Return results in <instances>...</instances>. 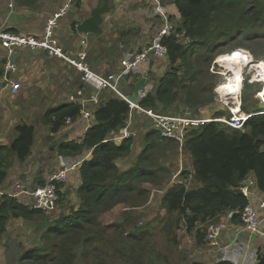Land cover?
I'll use <instances>...</instances> for the list:
<instances>
[{
	"label": "trees",
	"instance_id": "1",
	"mask_svg": "<svg viewBox=\"0 0 264 264\" xmlns=\"http://www.w3.org/2000/svg\"><path fill=\"white\" fill-rule=\"evenodd\" d=\"M174 3L180 13V22L174 24V31L162 40L167 48L165 72L153 78V89L137 101L140 107L158 113H163L176 99L179 100L180 90L191 94L189 86L184 83L196 82L204 68H209L217 50L227 41L234 42L239 36L248 40L255 23L264 22L262 0H175ZM240 56L245 57V51L237 49L234 55L223 54L219 59L226 64L240 62L243 60ZM100 98L102 102L94 112L95 122L80 142L62 144L58 148L64 155H76L84 148L92 149L89 159L79 166L81 183L72 193L76 201L72 205L74 209L67 210L65 205L61 210L56 207L45 212L22 205L6 195L0 202V232L6 229L11 216L31 220L34 226L40 225L39 231L34 229L40 238L38 244L20 254L19 264H80L76 260H84L91 255L89 245L94 238L87 229L98 224L99 216L119 204L131 202L129 193L136 190L138 184L150 181L159 184L161 181L158 171H164V168L151 153L163 142L169 145L178 144L177 141L164 138L152 125L145 132L144 146L135 162L120 169L116 160L132 153L135 137L130 136L120 142L111 138L127 125L131 107L117 95L108 94L105 99ZM189 99L181 98L179 101L194 110L212 100L204 98L190 103ZM243 107L255 113L253 107L251 110ZM79 110L80 106L75 103H62L48 109L44 117L50 132H58L64 120L76 118ZM15 130L16 137L10 146H0V184L7 175L8 162H5L3 153L12 152L23 161L31 152L34 127L23 123ZM182 145L191 154L195 184L188 187L181 182L168 187L164 196L165 207L170 213L177 212V220L181 222L180 226L184 222L187 233L196 231V243L201 245L205 231L199 230L198 222L206 223L226 210L235 211L233 218L238 219L239 211L248 202L240 187L249 175L253 174L258 188L264 190V113L250 116L243 129L227 128L216 121L204 123L189 130ZM59 196L61 205L62 202L63 205L65 201L70 202L62 199L60 192ZM136 206L139 204H132V207ZM126 213L115 222L114 228L123 235L126 246L133 248L132 241L144 240L148 234L144 235L142 226L126 230L132 220ZM94 233L98 235L99 232ZM78 253L81 258L77 259ZM215 264L233 263L220 261ZM257 264H264V253H258Z\"/></svg>",
	"mask_w": 264,
	"mask_h": 264
},
{
	"label": "crops",
	"instance_id": "2",
	"mask_svg": "<svg viewBox=\"0 0 264 264\" xmlns=\"http://www.w3.org/2000/svg\"><path fill=\"white\" fill-rule=\"evenodd\" d=\"M68 1L70 6L67 13L57 19L54 27L56 41L71 57L76 58L77 52L85 51L89 68L110 79L123 70L121 58L141 52L164 24V18L154 8L157 0H0V30L17 35L41 36L47 20ZM106 1L109 11L103 15L100 25L102 33L88 35L78 32L76 24ZM159 2L168 18L178 24L180 13L175 0ZM103 40L106 43L101 42ZM118 42L119 48L114 49ZM15 52L20 54L15 60H11L10 56ZM7 62L13 63L15 70L4 73L3 65ZM166 63V59L149 56V62H141L123 75L119 81L120 89L125 95L132 94L135 83L146 76V88L140 93L141 97L154 82L151 81L152 78H158L165 72ZM82 77L83 72L63 59L50 57L45 51L23 48L15 49L9 54L0 40V146H10L16 137V126L25 123L34 127L31 152L23 161L18 160L12 152L3 153L8 164L6 178L0 184V202L6 195L30 207L32 198L28 192L43 186L50 174L76 165L67 179L57 184L61 198L76 203L73 194H69L81 183L79 166L82 161L89 159L92 149L84 148L76 155H64L59 153L58 148L62 144L80 142L86 132V123L82 118L76 117L70 124L52 133L44 116L54 106L71 103L69 97L76 96L80 88L85 92L89 91L90 86ZM9 80L20 82L17 93L10 91ZM108 94L110 93L102 90L100 96L105 99ZM201 107L203 106L198 108ZM198 108L194 112L198 113ZM150 127L152 121L148 117L136 109L131 110L127 128L137 134L136 144L140 140L144 143L145 132ZM187 153L191 158L189 175L192 177V157L188 151ZM243 182L246 184L241 185L250 191L247 201L262 217L264 190L258 188L253 174ZM235 213L226 210L206 223H197L199 230L205 231L204 243L201 245L196 243L195 230L190 233L185 231L191 241L186 246L190 249L191 260L188 261L187 258V262L183 261V264H215L220 261L257 264L258 253H264V235L245 231L241 226L240 215L238 219L233 218ZM34 229V222L23 217L11 216L7 220L6 229L0 232V264H11L5 252L12 239L18 243L19 255L30 247H36L40 238L34 233ZM15 261L17 263L18 258Z\"/></svg>",
	"mask_w": 264,
	"mask_h": 264
},
{
	"label": "rangeland",
	"instance_id": "3",
	"mask_svg": "<svg viewBox=\"0 0 264 264\" xmlns=\"http://www.w3.org/2000/svg\"><path fill=\"white\" fill-rule=\"evenodd\" d=\"M262 1L264 3V0ZM252 28L253 32H249L248 40H244L243 37L239 36L234 42L227 41L224 46L217 50L213 61L209 64V68H204V73L198 77L196 82L184 83L189 86L188 89L191 90V94L188 95L186 92L180 90L179 100L181 98L183 100L190 98L189 102L191 103L204 98H211L212 100L206 104L207 106L201 107L202 109L198 108L199 111L196 113L194 109L185 106L176 99L175 103L168 106L169 108L163 113L183 115L200 120L218 118L219 120L216 122L228 128L222 122V119L228 116L229 110L217 88L224 81H230L231 75L226 71L232 72L234 69L235 73H240L243 77L242 65H248L257 60L264 61L262 60L264 59V22L255 23ZM101 42L106 43L104 40ZM101 42L99 41V44ZM119 45V42L116 43L114 49H118ZM239 48L245 51V57L240 56L243 60H240V62L236 61L237 63L229 62V68L225 67L224 69L222 63L218 61V57ZM238 63L241 64L238 66ZM253 63L255 64V62ZM246 70L247 68L245 67L243 69L244 78H249L255 72L254 69ZM151 81H153V78ZM154 83L152 82V87L150 86L147 89L148 91L153 89ZM261 99L264 100V86L262 82H255L252 85L245 83L239 97L240 102H242L241 110L248 113V111L243 109V106H245L246 109L250 110L253 107L255 113L260 112V110L264 109V106L260 105ZM230 100H226L228 106L231 107L236 104L235 99ZM230 102H233L232 105L229 104ZM258 106H261L260 109H258ZM136 135L134 137L137 139ZM141 141L138 144H136V141L134 142L133 151L130 155L116 160V165L120 169H125L129 164L135 162L137 155L144 146V143L141 144ZM182 146L179 143L168 145L163 142L153 154L151 153V156L156 159L157 163L164 168V171H158V176L161 177L160 183L155 184L150 181L148 183L142 182L138 184L136 190L129 193L131 202L128 204H119L113 210L101 214L98 224L87 229L94 238V241L89 245L92 250L90 251L91 255L83 260L80 257V253H78L76 256L77 259L81 258L76 260L78 263L140 264L142 262V264H183V261L187 262V258L188 261L191 260L190 249L186 247L191 241H189L188 235L185 233L184 222L182 221L183 225L180 226L179 223L181 222L177 220V212L170 213L167 210L165 207L166 199L164 198L167 188L173 184L183 182L188 187L195 184V181L189 175V169H191L190 155ZM69 195H72V193ZM59 203L60 201L57 203V210H61L63 208L62 206L65 205L67 210L68 208L70 211L74 209V206H72L74 203L72 201H65L64 205H61V203L59 205ZM132 204H139V206L132 207ZM125 213L128 217L132 218L126 230H132L134 226H142L141 228L145 232L144 235L148 234V237L144 240L132 241L133 248L126 246L127 242L123 241V235L116 232L114 228L115 222ZM39 226H35L36 231H39ZM95 231L99 232L98 235L94 233ZM120 251H124L125 253L121 254ZM15 262L11 264H15ZM17 264L19 263L17 262Z\"/></svg>",
	"mask_w": 264,
	"mask_h": 264
},
{
	"label": "built area",
	"instance_id": "4",
	"mask_svg": "<svg viewBox=\"0 0 264 264\" xmlns=\"http://www.w3.org/2000/svg\"><path fill=\"white\" fill-rule=\"evenodd\" d=\"M70 2L68 1L64 6L60 8V11L55 13L54 16L47 20V23L44 27V32L41 36L33 35H17L9 32H4L0 30V40L2 45L6 50L11 54L15 49L29 48L34 51H45L50 57H56L63 59L68 62L70 65L74 66L77 70L83 72L82 79L84 82L88 83L90 89L88 92H85L83 88H80L76 92V96H70L69 99L71 103L78 104L80 106L79 113L77 117H80L86 123V130L95 122L94 112L98 108L99 104L102 102L100 94L102 90H106L114 96H118L125 101H127L131 107V110L136 109L143 113L152 121V125L156 128L161 136L164 138H170L177 141L179 144H183L185 140V134L193 129L197 128L204 123L210 121H218V118H206V119H195L192 117H187L183 115L169 114V113H158L150 108L140 107L137 102L131 103L127 100L123 91L119 87V81L122 79L125 73H128L130 70H133L141 62H149V56H155L156 58L166 59L167 57V48L162 43L164 37L169 36L174 31V22H172L166 11L163 10L162 5L159 0L155 2V11L159 13L164 18V24L156 35L152 38L150 44L144 48L141 52L135 54H129L124 56L120 60V64L123 67V70L120 73H117L115 78H106L100 74L93 72L87 62H86V52L79 51L77 52V57H71L67 55L61 46L58 44L54 37V27L57 24V19L65 15L69 9ZM122 48V46H120ZM244 51L243 49L239 48ZM236 49L227 53L226 55H234ZM219 59V57H218ZM255 62V61H253ZM251 62L248 65L242 67V74L244 77L243 69L246 67L248 69L254 68V73L252 76L243 78L240 88L235 95V100L238 99L239 105H242L240 102V92L245 83L250 85L255 82H262L264 86V74L258 70L256 66H253L254 63ZM218 63V62H217ZM255 64H257L255 62ZM223 67V65H222ZM4 73L15 70V66L11 62H7L3 65ZM262 71V68H260ZM231 75V78L234 76V73L231 71H226ZM9 89L12 93H17L20 89V82H13L9 80ZM263 91V90H262ZM142 92V91H141ZM140 92V93H141ZM141 95V94H140ZM227 104V103H226ZM227 109L229 110L228 116H225L222 119V122L233 129H243L245 121L252 115L259 114L256 113H245L237 114L234 112L230 106L227 104ZM261 113L264 112L260 110ZM129 118V117H128ZM221 120V118H220ZM73 121V118L67 117L64 120V125H68ZM63 125V126H64ZM130 136H135V133L127 128V125L121 128L118 133L112 136L111 140L120 142L124 138H129ZM76 165H73L70 169L64 168L57 172L50 174L47 178L46 183L43 186H39L34 190L28 192L32 198L30 206L32 208L42 209L45 212H51L57 207L59 196L58 182L65 181L68 177L69 172ZM247 180V179H246ZM243 196L249 198L250 191L246 186L240 187ZM261 207L264 209V203H261ZM240 222L242 228L247 232L260 233L264 235V215L259 217V214L256 208L250 203L247 202L246 205L239 211ZM17 264V263H15Z\"/></svg>",
	"mask_w": 264,
	"mask_h": 264
},
{
	"label": "water",
	"instance_id": "5",
	"mask_svg": "<svg viewBox=\"0 0 264 264\" xmlns=\"http://www.w3.org/2000/svg\"><path fill=\"white\" fill-rule=\"evenodd\" d=\"M109 11L108 2H104L102 5L91 10L90 15L83 19L81 22L76 24L75 29L84 34H101L102 29L100 25L103 22V15ZM20 52H15L10 56L11 60H15L19 56ZM147 81V77H141L134 85V90L132 94L126 96L127 100L131 103H136L140 97V92L144 89ZM262 100V99H261ZM260 105L264 106V100L260 102ZM261 114V112H259ZM257 114V115H259ZM247 181V180H246ZM242 184H246L243 182ZM19 254V246L15 239H12L7 247L5 256L9 262H14Z\"/></svg>",
	"mask_w": 264,
	"mask_h": 264
},
{
	"label": "bare ground",
	"instance_id": "6",
	"mask_svg": "<svg viewBox=\"0 0 264 264\" xmlns=\"http://www.w3.org/2000/svg\"><path fill=\"white\" fill-rule=\"evenodd\" d=\"M218 61L219 62H221L220 61V59H218ZM222 63V62H221ZM257 64H254L253 66H256L257 68H258V70L260 71V72H262V74H264V61H260V60H258L257 62H256ZM222 65H223V68L225 69V67H228L229 68V66H230V64H228V63H226V64H223L222 63ZM242 66H244V65H242ZM260 68H262V71L260 70ZM254 69V68H253ZM230 70V69H229ZM247 71V70H246ZM232 72L234 73V76L230 79V81L229 82H226V81H222L223 83H221L219 86H218V88H217V90L221 93V96H222V98L225 100L224 101V103L226 104L227 102H226V100L227 99H235V95L237 94V92H238V88H240V82L242 81L243 82V78L244 77H242V75L240 74V73H235L234 72V69L232 70ZM252 72V71H251ZM241 82V83H242ZM231 101V100H230ZM234 101H236V104H234V105H232V103L230 102L229 104L230 105H232L231 106V109L234 111V112H236L237 114H242V110H241V107H240V105H239V102H238V99L237 100H234ZM227 105V104H226ZM208 110V109H207ZM242 111V112H241ZM210 118V117H209Z\"/></svg>",
	"mask_w": 264,
	"mask_h": 264
},
{
	"label": "clouds",
	"instance_id": "7",
	"mask_svg": "<svg viewBox=\"0 0 264 264\" xmlns=\"http://www.w3.org/2000/svg\"><path fill=\"white\" fill-rule=\"evenodd\" d=\"M258 61V60H257ZM257 61H255V62H257ZM240 107H241V105H240Z\"/></svg>",
	"mask_w": 264,
	"mask_h": 264
}]
</instances>
